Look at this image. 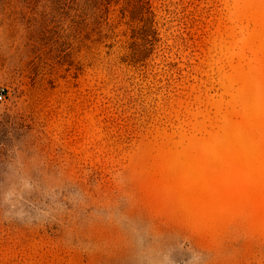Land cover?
I'll return each mask as SVG.
<instances>
[{
  "label": "rangeland",
  "instance_id": "1",
  "mask_svg": "<svg viewBox=\"0 0 264 264\" xmlns=\"http://www.w3.org/2000/svg\"><path fill=\"white\" fill-rule=\"evenodd\" d=\"M136 4L0 0V264H264V0Z\"/></svg>",
  "mask_w": 264,
  "mask_h": 264
},
{
  "label": "trees",
  "instance_id": "2",
  "mask_svg": "<svg viewBox=\"0 0 264 264\" xmlns=\"http://www.w3.org/2000/svg\"><path fill=\"white\" fill-rule=\"evenodd\" d=\"M136 1L140 0H81V3L84 15H89V17L93 19V23L96 27L102 28L106 25L109 30H113L118 23L116 22L118 16L113 22H110L109 19L112 10L116 11L117 9L115 6L122 4L118 9L125 16L128 8H132V11L136 12L138 9ZM118 20L120 19L118 18Z\"/></svg>",
  "mask_w": 264,
  "mask_h": 264
},
{
  "label": "built area",
  "instance_id": "3",
  "mask_svg": "<svg viewBox=\"0 0 264 264\" xmlns=\"http://www.w3.org/2000/svg\"><path fill=\"white\" fill-rule=\"evenodd\" d=\"M5 97V90L3 88L0 89V101H2Z\"/></svg>",
  "mask_w": 264,
  "mask_h": 264
}]
</instances>
